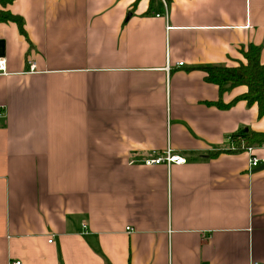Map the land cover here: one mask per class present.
Returning a JSON list of instances; mask_svg holds the SVG:
<instances>
[{
	"label": "crops",
	"instance_id": "crops-1",
	"mask_svg": "<svg viewBox=\"0 0 264 264\" xmlns=\"http://www.w3.org/2000/svg\"><path fill=\"white\" fill-rule=\"evenodd\" d=\"M0 10L24 30L0 20V264H264V168L226 143L264 116L217 105L246 86L220 93L199 69L249 44L264 64V0ZM166 148L186 163L128 164Z\"/></svg>",
	"mask_w": 264,
	"mask_h": 264
},
{
	"label": "trees",
	"instance_id": "trees-1",
	"mask_svg": "<svg viewBox=\"0 0 264 264\" xmlns=\"http://www.w3.org/2000/svg\"><path fill=\"white\" fill-rule=\"evenodd\" d=\"M12 0H0L5 6ZM169 2L170 0H165ZM1 21H13L17 24L19 31L24 33L23 19L8 10H0ZM245 63L239 62L234 66L204 65L199 69L205 73L204 79L218 86L222 93L228 87L243 85L246 91L239 98L228 104L217 102L222 108L230 107L237 99H243L248 105L256 104L258 117L264 116V64L260 62V47L249 44L246 49H241ZM233 139L244 140L246 145L257 146L264 144V132L247 131L231 135Z\"/></svg>",
	"mask_w": 264,
	"mask_h": 264
},
{
	"label": "built area",
	"instance_id": "built-area-1",
	"mask_svg": "<svg viewBox=\"0 0 264 264\" xmlns=\"http://www.w3.org/2000/svg\"><path fill=\"white\" fill-rule=\"evenodd\" d=\"M164 1V0H163ZM177 65L181 66L183 65L182 62L177 63ZM34 63L30 62V70H33L34 68ZM169 70V66H166V71ZM6 72V60L4 57H0V74ZM5 116V109L3 106H0V117ZM226 143H228L227 149L229 151H246L249 154V164L251 167H257L261 164H264V157H258L254 153V146L252 145H246L244 140H238V139H233L232 136L230 135L227 137ZM142 163L144 165H158L165 163L167 165L171 163L175 164H184L186 163V158L179 154L175 153L172 149L166 148L165 150L162 151H156L153 150L151 151L148 155L143 156L142 158H130L128 160V164L132 165L135 163ZM127 229H130L127 227ZM51 241V239L49 240ZM19 261H15L11 264H19ZM251 264H261V263H251Z\"/></svg>",
	"mask_w": 264,
	"mask_h": 264
},
{
	"label": "water",
	"instance_id": "water-1",
	"mask_svg": "<svg viewBox=\"0 0 264 264\" xmlns=\"http://www.w3.org/2000/svg\"><path fill=\"white\" fill-rule=\"evenodd\" d=\"M262 168H264V164L263 165H260L259 167H257L256 170L262 169Z\"/></svg>",
	"mask_w": 264,
	"mask_h": 264
}]
</instances>
